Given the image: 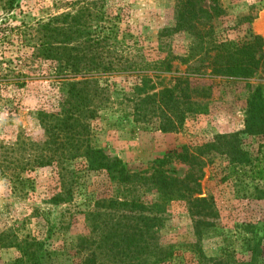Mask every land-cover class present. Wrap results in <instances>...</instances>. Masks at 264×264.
<instances>
[{
  "label": "rangeland",
  "instance_id": "rangeland-1",
  "mask_svg": "<svg viewBox=\"0 0 264 264\" xmlns=\"http://www.w3.org/2000/svg\"><path fill=\"white\" fill-rule=\"evenodd\" d=\"M75 1L21 0L20 6L10 12L7 0H0V264L21 259L20 249L9 243H23L28 237L46 240L56 255L53 264H85L92 252L99 253L92 244L96 236L88 225L86 213L96 211L97 201L111 198L117 191L107 171L84 172L81 159L68 165L79 171L80 178L75 181L70 176L65 178L67 172L56 165L25 168L29 153L36 155V149H26L25 143L39 142L45 137L38 112L57 111L68 87L53 79L55 63L26 58L27 50L17 40L12 42L13 27L35 28L39 20L66 11ZM205 5L212 3L207 1ZM219 5L223 14L211 21L214 37L210 41L238 42L253 34L264 42V0H220ZM100 6L110 16L119 17L126 39L134 48L131 55L134 63L141 65L143 59L156 63L168 54L189 55L194 42L192 33L169 31L179 15L176 0H105ZM246 18L252 21L249 23ZM171 65V73L155 78L153 83L158 89L174 85L189 67L178 59L172 60ZM25 73L29 78H25ZM13 76L20 84H13ZM25 80L26 84L22 85ZM190 80L194 87L209 90V96L202 99L203 109L190 116L180 132H162L153 126L135 129L132 116L124 120L133 113L134 106L120 104L122 94L139 83L137 76L125 73L110 77L117 103L92 122L93 144L121 159L130 173L151 175L155 161L169 156L163 170L170 176L183 179L192 171L202 176L199 196L208 198L218 214L217 227L207 232L203 241L206 255L219 258L229 255L227 260L247 261L249 225H256L264 217V181H252L249 177L237 180V175L244 171L242 165H237L239 173L231 177L227 155L198 149L215 142L220 135L246 129L249 100L258 87L264 98V70L246 82L221 77ZM240 139L245 151L264 153V136L241 134ZM183 147L207 161L201 172L199 166H190L177 158ZM66 189L73 193L70 202L61 201ZM138 194L149 204L160 198L157 190L149 187L142 188ZM167 211L168 220L161 228L162 242L194 243L195 229L186 203L176 200L169 203ZM262 236L263 233L259 238ZM262 243L261 264H264V239ZM101 261L105 262L103 258Z\"/></svg>",
  "mask_w": 264,
  "mask_h": 264
},
{
  "label": "trees",
  "instance_id": "trees-1",
  "mask_svg": "<svg viewBox=\"0 0 264 264\" xmlns=\"http://www.w3.org/2000/svg\"><path fill=\"white\" fill-rule=\"evenodd\" d=\"M104 1L77 0L66 11L39 20L35 28L25 25L24 29L17 30L13 27L12 42L17 40L27 50L26 58L55 63L53 79L68 87L57 111L38 112L45 137L39 142L28 140L25 143L26 149H36V155L29 153L25 168L56 165L67 172L65 178L70 176L75 181L80 178L79 171L68 165L81 159L82 171H107L114 182L115 196L97 201L96 211L86 213L88 225L96 236L92 244L99 253L92 252L85 264H261L264 236L259 238V235L264 234V217L256 225H249L250 236L246 242L250 257L247 261L227 260L229 255L207 256L203 241L206 233L217 227L218 214L208 198L199 196L202 176L193 171L183 179L170 176L163 170L169 156L155 161L151 175L130 173L121 159L93 144L92 122L117 103L113 99L110 77L129 73L137 76L139 83L122 94L120 104L134 106L133 113L127 114L124 120L132 116L135 129L146 130L153 126L162 132H180L186 120L203 109L202 99L209 96L208 88L198 89L190 79L251 80L259 70H264L263 39L251 34L238 42L214 43L210 41L214 37L211 21L223 14L220 0H176L180 13L169 31L192 33L194 42L189 55L171 57L172 54H168L159 62L143 59L139 65L133 62L134 48L126 39L119 17L110 16L100 6ZM207 1L212 6L207 7ZM20 4L21 0H7L10 12ZM246 19L249 23L252 21ZM175 59L189 65L186 75L177 77L174 85L158 89L153 83L155 78L171 73V61ZM13 78V84H20V80ZM25 78H29L26 73ZM25 84L26 80L22 82ZM262 92L258 87L249 100V116L243 132L220 135L215 142L198 149L208 154L217 151L227 155L231 177L239 173L237 165H242L244 171L237 175L240 181L248 177L252 181H264V153L245 151L240 139L241 134L264 136ZM177 158L190 166H199L198 172L207 164L188 147H183ZM145 187L156 189L159 200L151 204L143 201L138 193ZM72 200V190L66 189L61 201ZM176 200L187 205L195 229L194 243L162 242L161 228L168 220L167 207ZM46 244V240L35 237H28L23 243L11 241L9 246L18 247L22 252V258L11 264H53L56 255Z\"/></svg>",
  "mask_w": 264,
  "mask_h": 264
}]
</instances>
